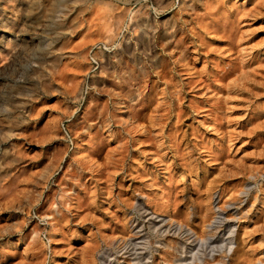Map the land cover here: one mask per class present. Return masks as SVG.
I'll return each mask as SVG.
<instances>
[{
	"label": "rangeland",
	"instance_id": "374dc122",
	"mask_svg": "<svg viewBox=\"0 0 264 264\" xmlns=\"http://www.w3.org/2000/svg\"><path fill=\"white\" fill-rule=\"evenodd\" d=\"M263 252L264 0H0V264Z\"/></svg>",
	"mask_w": 264,
	"mask_h": 264
},
{
	"label": "built area",
	"instance_id": "2783aa9c",
	"mask_svg": "<svg viewBox=\"0 0 264 264\" xmlns=\"http://www.w3.org/2000/svg\"><path fill=\"white\" fill-rule=\"evenodd\" d=\"M101 47L96 46V47H92L88 53V63H89V71L88 72H95L99 66H100V60H99V56L97 55V53L100 51ZM86 88V84L83 86V93H86L85 91ZM61 132L63 135L64 140L67 142V145L69 147L73 146V139L72 136L70 134V131L68 129V126L63 122L61 124ZM29 218L36 220L37 225L41 228L40 230V237L42 239V241L47 244H49V240H48V236H47V231H46V226H47V222L45 221V219L43 217H40L38 214H36V212L34 210H32L29 213ZM48 250V248H47ZM48 255L50 256V251L48 250Z\"/></svg>",
	"mask_w": 264,
	"mask_h": 264
},
{
	"label": "bare ground",
	"instance_id": "6f19581e",
	"mask_svg": "<svg viewBox=\"0 0 264 264\" xmlns=\"http://www.w3.org/2000/svg\"><path fill=\"white\" fill-rule=\"evenodd\" d=\"M25 30V29H24ZM20 37V36H19ZM22 37V36H21ZM27 38V37H26ZM17 44V43H16ZM28 45L29 44H32V43H27ZM22 45V44H21ZM32 46H33V44H32ZM27 47V46H26ZM30 47V46H29ZM160 47V46H159ZM16 48V47H15ZM18 48V47H17ZM29 49V48H28ZM247 49V48H246ZM17 50H19V48L17 49ZM17 52H19V51H17ZM24 52V51H23ZM160 71V70H159ZM192 71V70H191ZM199 80V79H198ZM126 119V118H125ZM200 125V124H199ZM137 126V125H136ZM108 192V191H107ZM135 207H137V210L138 211H140L139 209H141L142 208V206L139 204L138 206H135ZM136 209V208H135ZM144 210H146V209H144ZM145 212V211H144ZM146 213V212H145ZM144 213V214H145ZM152 213V212H151ZM148 215V212H147V214L145 215V216H147ZM151 214H149V216H150ZM153 215H156V214H154L153 213ZM153 215H151L150 216V219H155L157 216H153ZM144 216V217H145ZM148 219V218H147ZM167 219V218H166ZM154 221V220H153ZM215 221V220H214ZM150 222H152V220L150 221ZM166 222H167V220H166ZM218 222V221H217ZM217 222H214L212 225H214V227H215V225H216V223ZM220 223V222H219ZM121 224V223H120ZM153 224H154V222H153ZM218 224V223H217ZM260 225V224H259ZM133 226H135V225H132L131 227H133ZM151 226V225H150ZM156 226V225H155ZM211 227V226H210ZM134 228V227H133ZM172 228V227H171ZM156 229V228H155ZM174 229L175 230H177L178 232H180L179 230H182L181 229V227L179 226V227H174ZM173 229V230H174ZM134 230V229H133ZM175 230H174V232H175ZM176 231V232H177ZM131 232H133V233H135V230L134 231H131ZM137 232V231H136ZM180 234H183V235H189V232H186V231H182ZM187 235V236H188ZM228 237H227V243L226 244H222L221 245V249L224 251V253L226 254V255H230L231 254V252H232V250H233V248H234V242H233V229L232 228H230L229 229V231H228V235H227ZM128 245H135V244H133L132 242H128ZM166 246V245H165ZM259 250V249H258ZM133 255H135V254H133ZM262 255V258H264V252H263V254H261ZM136 256V255H135ZM107 258H108V256H107ZM105 260L103 259V258H101V264H105ZM150 262V260L149 259H147V261H144V263L143 262H141V260H139V264H150L149 263ZM108 264H112V263H110V261H108ZM189 264V263H188Z\"/></svg>",
	"mask_w": 264,
	"mask_h": 264
}]
</instances>
